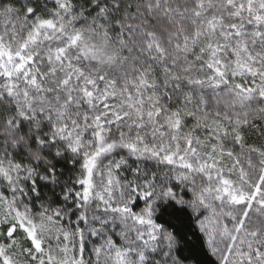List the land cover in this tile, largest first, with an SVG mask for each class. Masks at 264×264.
Wrapping results in <instances>:
<instances>
[{"label": "snow or ice", "instance_id": "obj_1", "mask_svg": "<svg viewBox=\"0 0 264 264\" xmlns=\"http://www.w3.org/2000/svg\"><path fill=\"white\" fill-rule=\"evenodd\" d=\"M0 264H264V0H0Z\"/></svg>", "mask_w": 264, "mask_h": 264}]
</instances>
